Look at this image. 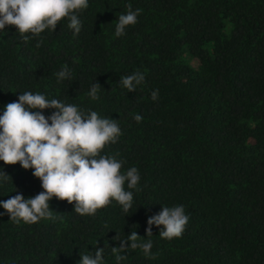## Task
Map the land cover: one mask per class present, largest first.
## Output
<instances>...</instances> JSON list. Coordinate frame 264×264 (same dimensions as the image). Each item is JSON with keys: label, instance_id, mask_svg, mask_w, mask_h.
Instances as JSON below:
<instances>
[{"label": "trees", "instance_id": "obj_1", "mask_svg": "<svg viewBox=\"0 0 264 264\" xmlns=\"http://www.w3.org/2000/svg\"><path fill=\"white\" fill-rule=\"evenodd\" d=\"M129 4L142 11L116 37ZM77 14L78 35L67 18L27 42L15 26L0 30V115L31 91L115 119L121 135L101 155L122 173L137 168L139 190L125 183L127 213L113 200L82 216L53 198L54 219L16 223L0 206V264H78L97 247L104 264H264V0H88ZM65 65L71 76L58 82ZM135 72L145 79L129 91L120 79ZM0 171L12 177L0 201L43 191L32 169L0 161ZM177 205L189 216L183 234L162 239L153 225L146 237L148 218ZM132 231L155 259L129 248L116 261L114 238Z\"/></svg>", "mask_w": 264, "mask_h": 264}, {"label": "clouds", "instance_id": "obj_2", "mask_svg": "<svg viewBox=\"0 0 264 264\" xmlns=\"http://www.w3.org/2000/svg\"><path fill=\"white\" fill-rule=\"evenodd\" d=\"M88 7V0H0V30L15 26L22 39L29 35L39 36L46 29L56 31L58 23L67 18L68 28L79 34L82 22L77 13ZM141 9L127 6V12L120 14L116 22L115 36L125 34V29L137 23ZM39 42L37 47H39ZM70 70L65 65L56 73L58 82L69 79ZM143 73L135 72L122 76L120 83L129 91L144 81ZM101 85L96 82L90 88L91 99H99ZM158 91L152 93L155 100ZM55 109L50 116L43 110ZM137 122L143 117L134 116ZM121 129L115 119L102 118L96 111H83L75 104H66L58 99L48 100L45 95L25 91L18 100L8 103L0 115V161L6 165L19 163L24 169H32L33 175L41 181L43 191L34 197L22 194L0 201V206L16 223H35L40 219H54L50 209L53 198L74 204L79 215H95L97 210L116 201L125 213L133 206V192L140 181L138 169L132 167L122 173V162L116 156L101 155L110 143H116ZM12 177L0 171V182ZM139 189H137L138 191ZM189 221L182 205L163 206L162 210L148 218L146 237L153 235L152 226L161 228L162 239L179 238ZM162 226V227H161ZM119 245L111 247L117 262L127 257L121 255L129 248L140 249L149 259L153 242L144 240L132 231L126 239L120 234L114 238ZM130 242V243H129ZM105 248L97 247L92 253L80 252L78 264H104Z\"/></svg>", "mask_w": 264, "mask_h": 264}]
</instances>
